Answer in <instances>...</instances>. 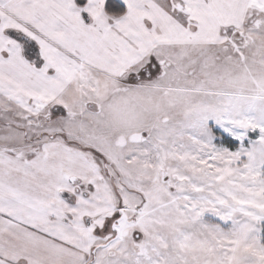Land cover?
<instances>
[{
	"label": "snow or ice",
	"instance_id": "1",
	"mask_svg": "<svg viewBox=\"0 0 264 264\" xmlns=\"http://www.w3.org/2000/svg\"><path fill=\"white\" fill-rule=\"evenodd\" d=\"M0 264H264V0H0Z\"/></svg>",
	"mask_w": 264,
	"mask_h": 264
}]
</instances>
